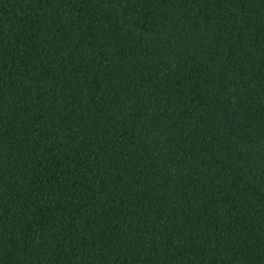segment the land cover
<instances>
[{
    "label": "trees",
    "instance_id": "1",
    "mask_svg": "<svg viewBox=\"0 0 264 264\" xmlns=\"http://www.w3.org/2000/svg\"><path fill=\"white\" fill-rule=\"evenodd\" d=\"M0 264H264V0H0Z\"/></svg>",
    "mask_w": 264,
    "mask_h": 264
}]
</instances>
